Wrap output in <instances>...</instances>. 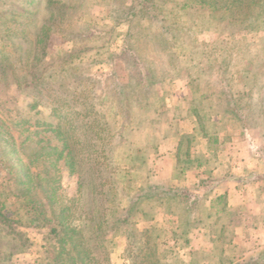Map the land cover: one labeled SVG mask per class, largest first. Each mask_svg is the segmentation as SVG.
Wrapping results in <instances>:
<instances>
[{"label":"rangeland","instance_id":"374dc122","mask_svg":"<svg viewBox=\"0 0 264 264\" xmlns=\"http://www.w3.org/2000/svg\"><path fill=\"white\" fill-rule=\"evenodd\" d=\"M48 2L61 8L60 18L47 13ZM145 2V17H131L127 9H136L137 0H0V200L16 228L10 231L0 226V264H47L58 245L49 233V224L59 221L61 210L54 209L63 205L74 211L73 224L89 226L90 215L81 212L78 218L77 214L95 194L85 187L82 198L75 199L77 180L79 176L98 180L103 173L94 166L106 167L109 161L114 168L109 169L113 172L110 185L104 187L110 190L117 184L123 188L117 195L119 205L110 199L115 190L110 191L112 196L107 192L111 202L106 216L129 223L92 242L93 253L89 258L83 256L87 264H235L247 262L245 254L251 253L253 258L264 248L248 252L252 246L264 244L260 242L264 240L263 226L246 229L234 221L227 223L228 215L219 210L221 201L218 212L209 215L204 202H199L212 182H219V176L210 178L203 173L194 177L189 172L182 179L175 167L178 163L185 166L184 160L197 155L209 167L215 160L204 156L205 152L215 154L212 149L222 146L216 151L222 170L230 169V149L238 163L237 174L248 182L264 180L260 94L264 88V0ZM186 3L189 5L184 6ZM146 11L153 12L152 16ZM89 45L96 47L82 50ZM63 58L78 63L68 66L72 76L65 88L59 78L39 77L40 70L59 67ZM224 58L229 73L235 75L233 93L241 118L224 112L217 80L201 76ZM114 73L118 76L115 81L126 83V95L114 91ZM243 73L249 75L248 80L244 81ZM77 76L90 80L83 86V102L92 107L96 118L106 111L102 89L107 90L114 117L100 120L112 126L113 136L105 129L109 136L104 140L90 139L89 117L80 112L85 107L73 99H62L66 89H80L72 84ZM147 77L151 85L145 93ZM204 90L210 95L202 94ZM122 96L137 105L149 101L150 108H155L151 111L154 122L147 128L141 123L136 130L134 124L121 119ZM147 129L153 138L143 136ZM57 130L71 143L70 151L76 157L73 172L57 157L63 141ZM140 143L144 144L142 160L132 155V148ZM26 167L30 173H40L27 184L29 189L22 183L29 180L24 176ZM121 170L126 174L119 178ZM150 186L174 187L187 198H168L160 191L158 198L143 196ZM30 194L41 205L52 196L41 216L44 224L32 222L36 220L22 204ZM133 205L136 210L127 216L126 210ZM183 208L191 213L185 214ZM48 215L52 220L47 222L44 217ZM64 223L70 224L71 219ZM183 237L188 239L187 245ZM5 241L14 246L3 248ZM247 245L250 248L245 251Z\"/></svg>","mask_w":264,"mask_h":264},{"label":"trees","instance_id":"16d2710c","mask_svg":"<svg viewBox=\"0 0 264 264\" xmlns=\"http://www.w3.org/2000/svg\"><path fill=\"white\" fill-rule=\"evenodd\" d=\"M138 3L136 5V9L135 7H128V12L131 15V17L137 16V15H141V17H145V9L146 8V0H137ZM47 6L46 7V11L48 14H51L54 17L60 18L62 16V13H60L61 8L56 7L52 4H54V2H50L46 3ZM189 4H185L184 6H188ZM68 8H71V6L69 5ZM132 8V9H131ZM131 10V11H130ZM152 8L148 11H151ZM153 12H147L146 14L148 16H152ZM154 17L156 18V20L158 22H162L161 18L158 17L157 15H154ZM94 23V22H93ZM89 28L90 27H86ZM93 47L96 46H87L85 48H83L82 50H89ZM85 54V51H78L77 53H82ZM220 64L215 65L216 67H212L209 66L208 68L210 69V72H208L207 70H205L202 75H206V78H213V81L215 82L217 80V84H218V95L224 100H225V108H224V112L226 113H230L233 117L235 118H241L240 115H238V109L240 104H238L237 100L238 97L236 96V93L234 94L233 90H236V83L234 77L235 75H231L230 69H228V62L227 59H221L218 61ZM77 65V61H70L68 62V58H63L61 60V65L57 68H51V69H44V70H40V75L39 77L41 78V75L45 78L46 75H48V77H53L54 81L56 80V78H59L60 81L62 82L61 85L64 86V88L66 87L69 80V77L72 76L71 71H70V65L72 64ZM77 70V69H76ZM78 74H80L78 72ZM116 73H114L113 77L111 79H113L115 81V79L118 78V76L116 77L115 75ZM87 76H89L86 73ZM149 76H151V73L149 72L148 74ZM147 75V76H148ZM200 76V78H201ZM234 76V77H233ZM243 77H244V81L248 80L249 75H247L246 73H243ZM80 78H81V82L82 85L80 84ZM90 81L88 79H85L83 77L77 76V79L72 81V84L78 88L80 87V89H77V92L74 91L75 89H73L72 91H70L69 89L65 90L64 96L62 99L66 100V99H70L71 101L75 100L76 102H80L81 105H83V107L80 110L81 114L83 116H88L89 121L87 122L86 126L89 130L91 129L90 132V139L94 138H99V139H103L104 137H108L109 135L105 136L104 132L105 129L107 130V134H110L111 136L114 135V133L112 132V126L111 125H106V123L102 122L100 119L103 118H113V113L111 114V112L113 111L112 107H113V103L110 100V97L108 95V92L106 89H102L103 90V95H105L107 97V101L105 103H107V105L104 107L105 108V112L103 113H99V118H96L94 116V112L92 111V107L89 106L88 104L84 103L83 100V94H82V90H83V86L86 85V83ZM208 81V80H207ZM66 84V85H65ZM92 84L88 83V86L91 90L94 89V86L91 87ZM126 85V83H122L121 81H115L112 82V86L115 87L114 91L120 96L123 95L125 93L126 95V89L124 88ZM151 85V81L150 78L147 77V83L143 84V89L145 90V93H147V91L149 90V87ZM148 86V88H147ZM76 94L78 97L77 98H71L72 94ZM144 93V94H145ZM210 91L209 90H204L202 94H207L210 95ZM260 94L262 96V100H261V107L264 113V88L261 87L260 88ZM67 97V98H65ZM122 99H119V103L122 104V111H123V115L121 117V119L123 120H128V124H134V128L136 130H138V128H140V124L143 123V127L142 128H147V124L153 123V115L154 113H152L151 111L155 108H150L149 105V101H142L139 105H137L136 103H134L132 100H128L127 96L126 99L124 101V97L122 96ZM73 99V100H72ZM110 113V114H109ZM264 115V114H263ZM238 116V117H237ZM243 118L242 120H244L245 116L242 115ZM134 120V121H133ZM126 126H124L123 130L125 129ZM57 132L59 133L61 139L63 140L61 143L60 148L58 150V158H63L65 165L69 168V170L71 172L75 171V167H74V160L76 161V157L74 155H72L70 148H71V143L70 141H68L65 137H63V132L62 130H57ZM143 136H146L148 138L154 136L153 133H150L149 130L147 129L145 134ZM93 138V139H94ZM140 139V138H139ZM137 140V142H141L140 140ZM104 140V139H103ZM141 143L139 144V146L136 148V146L134 148H132L135 152V154L133 153L132 155H134L133 158L138 157L139 160L143 159V149H144V144L141 145ZM148 143V142H147ZM100 154V153H99ZM113 154H111L110 156L108 155V159L112 157ZM110 165L107 164L106 167H102L100 168L99 166H94L95 168H97V170L95 169V171L98 173H103L102 176L100 175H96L98 177V180H92V179H87L84 176H79L78 180H77V189H76V196L75 199H79L82 198V193L85 190V187H89V189H91L92 193L95 194L92 196V200L91 201H87L86 203L89 202L88 205L85 206L84 209H81L82 211H80V213L77 214V217L80 218V216L82 215V213L84 214H89L90 215V221L91 224L89 226H86L84 228H80L78 227V225L73 224L72 223V219H73V213L74 211H69V207L68 206H62L59 207L57 209H54L55 212H59L61 210V214H60V219L58 222H54L52 225L49 224V233L53 234V236H55V240L58 242L57 246H54V248L52 249V253L49 255V259L47 260V264H67L68 261H72L71 264H87L86 263V259L83 258V256H90L91 253H93L92 251V242H95L97 239L103 238L105 235V233L109 230H114L116 231L117 228H119V225L121 224H125V223H129V221L127 219H119V218H111L110 216H106L107 210H109V205L107 203L114 201V203H116V205H119V200L117 198V195L121 192L122 190V186H118L116 184V186H113L112 188L115 190L116 195L113 196L112 198L110 197V199H112L111 201L109 200L108 194L107 192H109L110 196H112L111 194V190H108L106 187H104L106 184L110 185L111 183V179L110 176L113 173L110 170H113L114 165L111 164V162L109 161ZM134 166V165H133ZM134 168V167H133ZM25 177H29V180L27 181H23L22 183L24 184H30L31 181H33V176H40V173H30V170L28 167L25 168ZM47 172V171H46ZM94 172V170H93ZM120 176H118L119 178H121L122 176H124L126 174V172L124 171H119L118 173ZM45 178V177H42ZM96 178V177H94ZM261 178H264V176H261ZM46 179V178H45ZM115 180L117 179H113L112 182H115ZM118 181V180H117ZM29 189L28 185L27 188ZM52 192V189H50ZM163 192L164 195L168 198L170 197H174V196H179L182 198H187V195L181 193L179 191V189L174 188V187H166V186H150L149 190L145 191L142 193L143 196H145V194H150L152 197H156L158 198V196H160V192ZM23 194V193H22ZM28 193H24V195H27ZM100 194V195H97ZM35 195H29L28 197L24 196V200L22 203L24 205V207L26 208L27 213L30 216H33L34 219L36 221L31 220L32 222H37V224H44L43 223V219L41 216L44 215V213L47 211L45 210V208L47 207V204H49V202L52 199V196H50V198L48 199L47 204H43L41 205V202L38 200V198H34ZM174 199V198H173ZM159 200V199H157ZM173 202V200H170ZM139 202V201H138ZM164 202V201H163ZM40 203V204H38ZM171 204V203H169ZM222 204V202H221ZM142 207V206H141ZM6 208V204L0 200V226H4L6 227L8 230L10 231H16V228L14 226V222L12 220V218H10L4 211ZM49 208V206L47 207ZM140 208V207H139ZM184 209V208H183ZM52 211V209H50ZM62 210L65 211V214H62ZM136 210V207L133 205L131 207L128 208L127 211V216H131L132 213H134V211ZM186 210V211H185ZM140 211L143 212V209L140 208ZM82 212V213H81ZM187 212L191 213V209H184V213L187 214ZM93 213V214H92ZM97 213V215H96ZM144 214V212H143ZM184 214V215H185ZM209 215V214H208ZM96 216L99 218V220L96 218ZM71 219V223L64 225L65 221H67V219ZM44 219L48 222L50 220H52V216L48 215L45 216ZM30 220V219H28ZM238 220V219H237ZM46 224V223H45ZM181 237V236H180ZM182 238V237H181ZM14 239L18 240V236L14 234ZM183 243L185 245L188 244V239L184 238L182 239ZM7 243V245H3V248L7 247H13L14 245H9L10 243L5 241ZM7 246V247H6ZM89 258V257H88ZM70 264V263H69ZM235 264H264V248H262L261 251H259L253 258H251L250 260H248L247 262H243V261H238Z\"/></svg>","mask_w":264,"mask_h":264},{"label":"crops","instance_id":"0c3cea01","mask_svg":"<svg viewBox=\"0 0 264 264\" xmlns=\"http://www.w3.org/2000/svg\"><path fill=\"white\" fill-rule=\"evenodd\" d=\"M221 147L222 146H220V148ZM220 148L215 147L212 149V152H215V154H210L208 151H204V156L215 160L209 167H207L202 160H199V155H197V157L192 156L186 161L184 160V164H186L185 166L179 165V163L176 164L175 167L179 170V176L183 179V176L189 172L194 173V177H200L199 174L203 173H209L208 177L210 178L219 176L221 178L219 182H212L213 185H211V190L207 193L201 194L199 197V202H204V206H207L205 209L209 212L208 214L217 213V204L221 201L222 205L219 210H222L221 213L228 215L227 223L234 221L242 225L243 228L246 227V229L253 226L262 229L263 226L262 230H264V180H253L248 182L241 176V173L237 174L236 170H238V163L231 157L230 149L228 151L229 155H227V165L230 166V169L222 170L219 166L220 162L216 161V151ZM232 154H234L233 151ZM218 171L223 172V174L218 175ZM237 217H241V221L237 220ZM260 242H264V240L260 239ZM259 247H264V244L254 245L248 252L253 251L254 253ZM244 248L246 251V249L250 247L247 245ZM251 257V253L245 254L246 261L250 260Z\"/></svg>","mask_w":264,"mask_h":264}]
</instances>
